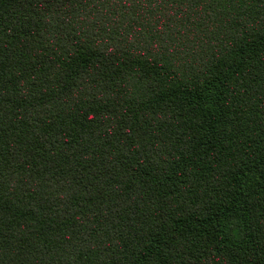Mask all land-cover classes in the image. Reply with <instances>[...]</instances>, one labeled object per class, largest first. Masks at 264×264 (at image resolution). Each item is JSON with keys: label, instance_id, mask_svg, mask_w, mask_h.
<instances>
[{"label": "trees", "instance_id": "trees-1", "mask_svg": "<svg viewBox=\"0 0 264 264\" xmlns=\"http://www.w3.org/2000/svg\"><path fill=\"white\" fill-rule=\"evenodd\" d=\"M0 264H264V0H0Z\"/></svg>", "mask_w": 264, "mask_h": 264}]
</instances>
